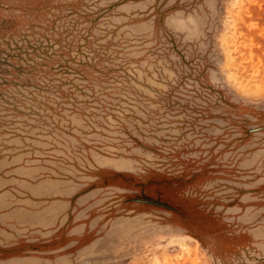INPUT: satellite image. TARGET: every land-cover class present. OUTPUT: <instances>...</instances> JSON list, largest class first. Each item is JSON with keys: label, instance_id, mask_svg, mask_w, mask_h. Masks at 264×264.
Segmentation results:
<instances>
[{"label": "rangeland", "instance_id": "rangeland-1", "mask_svg": "<svg viewBox=\"0 0 264 264\" xmlns=\"http://www.w3.org/2000/svg\"><path fill=\"white\" fill-rule=\"evenodd\" d=\"M0 264H264V0H0Z\"/></svg>", "mask_w": 264, "mask_h": 264}]
</instances>
